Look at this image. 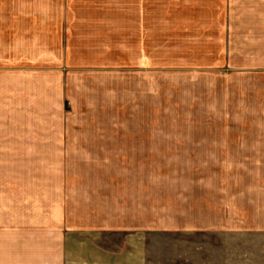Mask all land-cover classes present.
<instances>
[{"label":"crops","instance_id":"1","mask_svg":"<svg viewBox=\"0 0 264 264\" xmlns=\"http://www.w3.org/2000/svg\"><path fill=\"white\" fill-rule=\"evenodd\" d=\"M126 25L139 36L137 50L142 37L154 50V37L164 29L166 50L211 58L197 66L216 68V163L264 164V0H0V163L98 162L71 152L67 160L61 149L78 147L79 141L100 147L106 138L85 133L108 128L50 121L61 111L66 89L77 83L73 73L68 84L62 74L63 67L75 68V37L84 36L91 56L103 58L97 53L110 45L124 48L117 36L125 37ZM134 62L153 63L146 57ZM173 64L195 63L184 58ZM49 151L57 159L46 158ZM228 175L223 185L229 181L231 195ZM241 178L235 187L245 190L248 175ZM76 179L73 172L58 171L50 184L35 175L8 187L18 196H45L48 190L52 206L33 207L41 213L34 219L0 222V264H158L147 232L134 225L125 229L122 210L109 199L115 194L102 183L92 188Z\"/></svg>","mask_w":264,"mask_h":264},{"label":"rangeland","instance_id":"2","mask_svg":"<svg viewBox=\"0 0 264 264\" xmlns=\"http://www.w3.org/2000/svg\"><path fill=\"white\" fill-rule=\"evenodd\" d=\"M160 31L154 50L148 37L137 50L139 36L126 25L125 37L117 36L124 48L110 45L98 59L84 36L75 37L78 45L70 53L75 68L63 67L62 74L66 84L71 73L77 83L66 89L61 111L50 122L105 127L109 131L85 134L108 141L61 149L67 160L71 152L99 163H0V222L34 219L41 214L32 210L37 205L52 206V192L11 195L10 185L20 187L35 175L50 184L53 173L68 170L76 174L75 183L92 188L102 183L115 194L109 199L122 210L125 229L134 225L147 232L158 264H264V164L216 163V68L197 66L211 59L203 53L166 50ZM139 57L153 63L138 67ZM184 58L195 64L170 65ZM117 126L123 130L111 131ZM50 151L46 158L57 159ZM229 172L231 195L225 188L229 181L223 185ZM238 175H248L247 189L235 187Z\"/></svg>","mask_w":264,"mask_h":264}]
</instances>
